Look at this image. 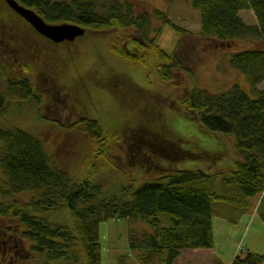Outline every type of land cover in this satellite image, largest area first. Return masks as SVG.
<instances>
[{"label":"rangeland","instance_id":"obj_1","mask_svg":"<svg viewBox=\"0 0 264 264\" xmlns=\"http://www.w3.org/2000/svg\"><path fill=\"white\" fill-rule=\"evenodd\" d=\"M126 1L134 13L148 14V38L154 37L155 43L168 53L179 51L181 63L189 70L173 67L172 78L163 80L155 72L158 59L149 52L144 66L117 56L110 48L117 36L112 29H85L73 41L54 43L0 0V68L11 80L25 74L40 98L7 100L0 109V127H18L39 138L50 161L71 178L91 175V180L101 186L100 197L154 180L159 171L153 166H162L163 172L201 169L209 175L205 185L221 196L210 204L215 242L210 249L181 250L174 263L230 264L237 253L263 254L264 191L247 196L243 203L231 200L242 193L233 173L235 160L241 158L234 137L202 129L179 99L194 86L218 93L233 84L255 96L247 75L232 67L229 59L240 50L264 48V42L252 38L220 42L202 37L199 9L192 0ZM156 9L183 30L159 19ZM249 12L241 9L239 16L247 24L255 23L254 14ZM123 32L125 37L144 41L137 31ZM4 82L0 70V92H5ZM256 86L264 89V80ZM84 116L96 118L110 135L104 155L98 154L93 140L83 131L79 120ZM142 134L149 136L155 146L160 135L177 138L196 157L174 160L159 155L154 162L135 158L125 138ZM204 151L209 152L207 156L201 155ZM159 216L162 224L170 223L167 214ZM47 217L73 231L65 211ZM151 229L139 218L101 221L102 263L115 264L119 256L126 255L128 264H140L130 249L129 236ZM22 231L17 218L0 216V264L58 263L49 260L45 251L32 249V241ZM71 250L85 264L82 242L75 240Z\"/></svg>","mask_w":264,"mask_h":264},{"label":"trees","instance_id":"obj_2","mask_svg":"<svg viewBox=\"0 0 264 264\" xmlns=\"http://www.w3.org/2000/svg\"><path fill=\"white\" fill-rule=\"evenodd\" d=\"M17 1L33 8L46 22H68L85 29L116 31L117 36L110 47L113 53L144 66L148 64L149 52L158 59L155 72L163 80L172 78L173 67L189 70L181 63L179 51L168 53L155 43L154 37L148 38V14L134 13L126 0ZM192 5L199 9L202 37L220 42L238 38L264 42V0H192ZM241 9L251 10L256 22L247 24L239 16ZM155 14L174 28L183 30L160 10L156 9ZM123 29L137 31L148 43L125 37ZM229 63L247 75L255 96L251 97L237 84L218 93L194 86L179 100L202 129L234 137L235 149L241 158L235 160L233 173L242 193L231 200L243 203L247 196L264 191V89L256 86L264 80V48L237 51L231 55ZM0 70L5 81V92H0V109L10 99L37 100L34 86L25 74L11 80L2 67ZM79 122L93 140L98 154L104 155L110 138L108 132L96 118L84 116ZM125 140L131 156L146 161L154 162L159 155L174 160L196 157L195 153L183 148L177 138L170 139L165 135L158 137V146L144 134ZM208 153L204 151L201 155ZM153 167L159 169L154 180L135 189L122 187L119 193L100 197L101 186L91 180V175L71 178L63 168L50 161L39 138L18 127H0V169L3 174L0 216L17 218L23 226V236L33 243L32 249L45 251L49 260H58L57 264H82L71 250L75 240L83 244L85 264H104L99 223L110 218H139L152 227L150 231L129 236L130 249L140 264H175L181 250L212 248L210 204L221 196L205 185L209 175L201 169L163 172L162 166ZM61 211L68 214L73 231L47 217ZM160 213L167 214L169 224H162ZM128 262L127 256L121 255L115 264ZM230 264H264V253H237Z\"/></svg>","mask_w":264,"mask_h":264},{"label":"water","instance_id":"obj_3","mask_svg":"<svg viewBox=\"0 0 264 264\" xmlns=\"http://www.w3.org/2000/svg\"><path fill=\"white\" fill-rule=\"evenodd\" d=\"M7 5L28 22L34 30L54 43L73 41L81 36L85 29L77 24L68 22H46L33 8L19 3L17 0H5Z\"/></svg>","mask_w":264,"mask_h":264},{"label":"crops","instance_id":"obj_4","mask_svg":"<svg viewBox=\"0 0 264 264\" xmlns=\"http://www.w3.org/2000/svg\"><path fill=\"white\" fill-rule=\"evenodd\" d=\"M249 13H251L252 14V11L251 12H249ZM256 20V19H255ZM252 24H254V23H252ZM214 229V228H213ZM213 234H214V242H215V233H214V230H213Z\"/></svg>","mask_w":264,"mask_h":264}]
</instances>
